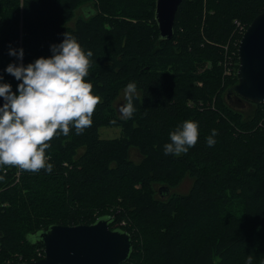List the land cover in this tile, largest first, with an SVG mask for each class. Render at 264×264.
Instances as JSON below:
<instances>
[{
    "label": "trees",
    "instance_id": "1",
    "mask_svg": "<svg viewBox=\"0 0 264 264\" xmlns=\"http://www.w3.org/2000/svg\"><path fill=\"white\" fill-rule=\"evenodd\" d=\"M155 4L0 0V70L16 59L9 46H22L28 63L50 55V44L68 32L93 51L85 79L102 97L91 126L50 141L51 172L0 167V264L40 259L35 250L43 252V245L30 235L47 225L92 224L98 217H112L110 229L118 223L130 234L119 221L124 217L136 228L121 264H245L248 254L253 264H264V118L257 124L264 103L250 102L246 116L225 105L237 56L225 87L219 80V45L232 32V19L249 25L264 0H182L171 39L160 37ZM207 62L211 66L203 68ZM4 75L15 88V78ZM130 81L137 84L136 111L121 119L117 102L125 103L119 97ZM213 98L225 118L206 107ZM186 119L199 121L196 145L165 155L169 132ZM102 126L119 127L121 135L101 138ZM212 129L216 143L209 146ZM135 149L141 160L132 158ZM185 177L192 178L185 194L159 192Z\"/></svg>",
    "mask_w": 264,
    "mask_h": 264
},
{
    "label": "clouds",
    "instance_id": "2",
    "mask_svg": "<svg viewBox=\"0 0 264 264\" xmlns=\"http://www.w3.org/2000/svg\"><path fill=\"white\" fill-rule=\"evenodd\" d=\"M58 43L50 44V55L39 56L24 63V48L9 46L8 54L16 59L0 70V167L18 165L29 171L45 169L53 164L46 154L54 136H67L74 128L76 134L93 124V113L102 97L93 91L89 76L93 51L85 49L77 36L65 32ZM15 78V88L5 78ZM135 81L124 87L125 103L119 106L121 119L136 111ZM115 123V121H112ZM217 130L212 129L206 143H216ZM170 142L163 146L164 154L188 152L199 138V121L186 119L169 132ZM4 176L0 175V180ZM248 254L245 264H253Z\"/></svg>",
    "mask_w": 264,
    "mask_h": 264
},
{
    "label": "water",
    "instance_id": "3",
    "mask_svg": "<svg viewBox=\"0 0 264 264\" xmlns=\"http://www.w3.org/2000/svg\"><path fill=\"white\" fill-rule=\"evenodd\" d=\"M182 0H156L155 18L160 37H173L174 20ZM238 82L230 93L253 103H264V10L245 29L238 45ZM169 188L159 192L169 194ZM112 217L92 224L47 225L30 235L43 245V256L17 264H121L129 258L133 241L120 228L110 229Z\"/></svg>",
    "mask_w": 264,
    "mask_h": 264
},
{
    "label": "rangeland",
    "instance_id": "4",
    "mask_svg": "<svg viewBox=\"0 0 264 264\" xmlns=\"http://www.w3.org/2000/svg\"><path fill=\"white\" fill-rule=\"evenodd\" d=\"M78 15L79 14L76 12L75 17L78 16ZM232 23H233L232 32L230 33V35L228 36L226 41L223 42L222 45H219L220 49L222 47V50H223V61L221 63V65L223 67V71L219 75V80L221 81L222 87H225V78H228L229 76H232L233 73L235 72V67H234L235 61H234V58H235V56H237L238 45H239V42L241 40V37H242L245 29L248 27V25H245L244 23H242L240 21V19L237 18V17H234L232 19ZM240 27H242L243 30H240ZM237 58H238V56H237ZM210 66H211V63L207 62L203 68H208ZM237 69H238V67H237ZM237 69H236V73H237ZM237 82H238V79H237V75H236V80L234 78L233 85H235ZM199 84L201 85L200 82H198V85ZM227 89L225 88V90H223L224 91L223 100L226 103L225 105L227 107H229V108L235 109L236 111L242 112L243 115L246 116L247 115V111L251 110L250 102L245 100V99L238 98L235 93L227 94ZM119 99H125L124 88L122 89V93H121ZM214 99L215 98H213L212 103L210 105L207 104L206 107L209 106L210 109H212V110L215 109V111L218 114H221V112H224L222 110L224 108V106H221V105L217 106L216 104H214ZM117 103H118V106H117V111H118L119 110V106L121 104H123V102L122 101H118ZM188 105L191 106L192 102H188ZM199 106H200V110H201L203 108V105L200 103ZM259 112H260L261 118L258 120L257 124H258V126H262V122H263V118H264V110L259 111ZM221 116L224 117L222 114H221ZM121 132L122 131H121V129L119 127L102 126V127L99 128V133H100V137L101 138H107V139L116 138V137H119L121 135ZM239 134H241V133H239ZM131 156L136 161H138L139 159L141 160L143 158L141 153H139L136 149L132 150ZM191 181H192V178L185 177L182 181L179 182V185H177L175 187H172L171 190L169 189L170 190L169 192H171V193H173L175 195H179V194L183 195L191 187V183H192ZM160 185L161 184L158 183L155 186V189H158V187ZM120 210H121V208H120ZM240 210L244 214V207L243 206L240 207ZM119 221H124L125 224H126V226H125L126 230H129L130 234L134 235V233L136 232V228H135L134 225L132 226L133 222L131 223V220L129 218L124 217V218H121ZM116 225H118V223L115 224V225H112V227L116 228L117 227ZM35 253H36V255L38 257L39 256H41V257L43 256V252L39 248H36ZM14 260L15 259H10V260L6 261L5 263L6 264H13V263H15ZM215 261H217V258H215ZM214 263H217V262H214Z\"/></svg>",
    "mask_w": 264,
    "mask_h": 264
},
{
    "label": "built area",
    "instance_id": "5",
    "mask_svg": "<svg viewBox=\"0 0 264 264\" xmlns=\"http://www.w3.org/2000/svg\"><path fill=\"white\" fill-rule=\"evenodd\" d=\"M240 30H243V28H242V27H240ZM121 225H125V222H124V221H122Z\"/></svg>",
    "mask_w": 264,
    "mask_h": 264
}]
</instances>
